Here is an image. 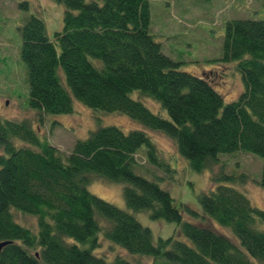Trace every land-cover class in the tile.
Segmentation results:
<instances>
[{"label": "trees", "instance_id": "16d2710c", "mask_svg": "<svg viewBox=\"0 0 264 264\" xmlns=\"http://www.w3.org/2000/svg\"><path fill=\"white\" fill-rule=\"evenodd\" d=\"M54 1L63 6L62 26L50 36L33 13L17 26L28 107L69 113L75 98L127 114L169 137L189 169L211 180L198 191V208L187 207L183 216L160 185L175 157L160 154L142 127L98 124L63 152L40 139L26 118L0 117V241H8L0 264H130L119 253L96 252L100 238L162 264H264V209L239 186L249 173L226 169L217 156L258 155L264 188V18L224 23L218 60L234 62L242 80L241 92L224 102L210 78L163 53L149 30V0ZM133 91L165 114L131 97ZM94 176L122 185L127 210L88 190ZM14 209L33 215L35 227L17 221ZM140 210L173 222L172 232L154 240L133 214Z\"/></svg>", "mask_w": 264, "mask_h": 264}, {"label": "rangeland", "instance_id": "374dc122", "mask_svg": "<svg viewBox=\"0 0 264 264\" xmlns=\"http://www.w3.org/2000/svg\"><path fill=\"white\" fill-rule=\"evenodd\" d=\"M149 3V30L159 37L163 53L180 61L181 69L210 78L224 102L235 98L242 90L241 74L234 62L221 63L218 60L224 23L230 18H264V0H149ZM62 11V4L54 0H0V117L26 118L40 139L46 138L63 152H68L76 139L84 138L98 124L113 122L123 130L142 127L160 154L175 157L170 161L173 172H169V180L162 178L160 185L171 194L183 216H187V207L198 208V191L204 189L201 187L209 186L210 174L189 169L186 159L179 157L173 141L165 134L145 128L127 114L94 110L75 98H72L73 109L69 113L41 114L28 107L25 67L19 56L20 34L17 26L33 13L44 21L47 35L50 36L62 26ZM60 76L62 78L61 73ZM131 97L141 100L153 112L165 114L149 96L133 91ZM14 142L16 145L30 146L18 138ZM217 156L226 166H230L226 169H240L249 173L247 180L239 186L254 204L264 209V188L259 183L262 168L260 157L252 152H219ZM137 158L146 163L141 153H137ZM157 172L161 173L159 170ZM121 187L119 182L99 176H94L87 185L90 192L126 209ZM12 213L20 223L35 227L33 215L16 209ZM133 214L150 228L154 240L157 236H167L173 230V222L150 218L145 210ZM223 230L227 234L232 233L227 228L223 227ZM107 243V240L100 238L95 251L109 257L119 253L130 264H162L152 256L133 255L120 246Z\"/></svg>", "mask_w": 264, "mask_h": 264}, {"label": "water", "instance_id": "95a60500", "mask_svg": "<svg viewBox=\"0 0 264 264\" xmlns=\"http://www.w3.org/2000/svg\"><path fill=\"white\" fill-rule=\"evenodd\" d=\"M6 242H8L7 240H2V241H0V247L3 245V244H5Z\"/></svg>", "mask_w": 264, "mask_h": 264}]
</instances>
